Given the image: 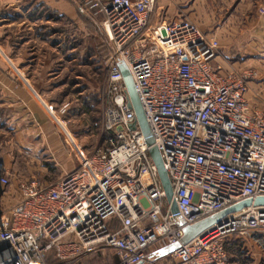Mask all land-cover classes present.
<instances>
[{
  "label": "built area",
  "instance_id": "1",
  "mask_svg": "<svg viewBox=\"0 0 264 264\" xmlns=\"http://www.w3.org/2000/svg\"><path fill=\"white\" fill-rule=\"evenodd\" d=\"M112 46L102 114L105 148L73 145L77 167L54 184L20 180L0 216V264H80L109 250L144 262L177 245L166 264H232L226 239L264 229V110L249 111L247 75L215 61L218 42L184 18L151 22L156 0H83ZM128 71L171 188V213L149 147L127 107ZM52 110V107L49 106ZM0 183L8 178L0 175ZM187 243L182 228L231 205ZM117 224V226H115Z\"/></svg>",
  "mask_w": 264,
  "mask_h": 264
},
{
  "label": "rangeland",
  "instance_id": "2",
  "mask_svg": "<svg viewBox=\"0 0 264 264\" xmlns=\"http://www.w3.org/2000/svg\"><path fill=\"white\" fill-rule=\"evenodd\" d=\"M158 4L164 6L171 20L179 17L189 20L208 37L215 38L218 46L228 32L242 31V15L253 16L264 10V0H156L154 16ZM92 17L96 18L92 26L97 31H93L89 23L80 30L67 20L38 23L41 31L54 32L50 44L54 40L56 52L51 58L55 65L49 76L57 74V77L41 88L46 100L38 101L40 109L35 120L22 118L24 130L19 129L17 138L10 133L0 136V141H12L4 144L14 171L13 176H6L9 185L17 187L20 180H35L42 187L52 185L77 167L72 151L76 142L87 154L106 147L102 114L108 103L106 67L112 46L104 36L101 21ZM33 97L37 99V95ZM87 104L89 112L85 111ZM29 126H32L31 131L27 129ZM116 261V257L105 250L88 255L85 264H115Z\"/></svg>",
  "mask_w": 264,
  "mask_h": 264
},
{
  "label": "crops",
  "instance_id": "3",
  "mask_svg": "<svg viewBox=\"0 0 264 264\" xmlns=\"http://www.w3.org/2000/svg\"><path fill=\"white\" fill-rule=\"evenodd\" d=\"M82 4L83 0H0V136L10 133L17 138L19 129L24 130L21 119L35 120L40 109L38 101L46 100L41 88L57 77V74L49 76L55 65L54 58H51L56 52L54 40L50 44L54 32L41 31L38 23L67 20L80 30L89 23L90 28L97 31L92 26L96 18L92 17L91 11L86 13L88 9ZM157 7V14L151 22L170 21L164 6L158 4ZM97 18L101 20L99 16ZM80 20L84 23L81 24ZM213 34L217 37L216 33ZM226 37L219 43L215 61L225 70L247 75L245 97L249 111H263L264 10L253 16L242 15V31L238 34L228 32ZM32 94L37 95V99ZM27 129L31 131L32 126ZM11 142L10 139L0 141V175L14 174L9 162L11 157L4 149V144ZM17 196L15 185L0 183V216L17 200ZM224 250L232 264H264V229L254 236L226 239ZM152 251L153 248L147 259L138 264H166L170 261L166 251ZM85 259L80 264H85Z\"/></svg>",
  "mask_w": 264,
  "mask_h": 264
},
{
  "label": "water",
  "instance_id": "4",
  "mask_svg": "<svg viewBox=\"0 0 264 264\" xmlns=\"http://www.w3.org/2000/svg\"><path fill=\"white\" fill-rule=\"evenodd\" d=\"M119 70L122 75L123 83L126 89L128 101H127V107L131 108L134 112L135 115V120L130 124V128L133 130L136 128V125L138 126L139 130L141 131L145 144L149 147L148 149V155L151 158L156 172L157 176L159 179V182L163 188L164 194H165V199L167 202H171V197H172V188L171 184L168 178V175L166 171L163 168L162 161L160 154L158 150L156 149L155 146H153V139L150 134L142 107L140 105V102L138 100V97L136 95V92L133 87V83L131 80V77L127 71V69L120 64L119 65ZM254 206H262L264 205V196L263 197H258L256 198L253 202ZM251 204V201L249 199L241 201L239 203H236L234 205H231L211 216H208L192 225L185 226L182 228L183 231V236L181 239V243H187L191 239H193L195 236L200 234L203 230H205L207 227L211 226L213 223L217 222L220 218L224 217L227 214L236 212L240 210L241 208L248 206ZM171 213L175 214L177 212L176 205L174 202H171V208H170ZM177 245H171L163 250L166 251V253H170L173 251Z\"/></svg>",
  "mask_w": 264,
  "mask_h": 264
},
{
  "label": "trees",
  "instance_id": "5",
  "mask_svg": "<svg viewBox=\"0 0 264 264\" xmlns=\"http://www.w3.org/2000/svg\"><path fill=\"white\" fill-rule=\"evenodd\" d=\"M97 17H98V16H97ZM99 18H101V16H99ZM87 103L89 104V102H87ZM88 104L85 106V109H86L85 111H88V112H89V105H88ZM104 134H105V133H104Z\"/></svg>",
  "mask_w": 264,
  "mask_h": 264
}]
</instances>
